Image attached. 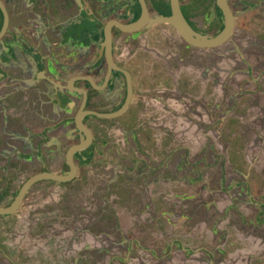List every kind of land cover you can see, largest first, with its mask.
Here are the masks:
<instances>
[{
	"label": "flooded vegetation",
	"instance_id": "obj_1",
	"mask_svg": "<svg viewBox=\"0 0 264 264\" xmlns=\"http://www.w3.org/2000/svg\"><path fill=\"white\" fill-rule=\"evenodd\" d=\"M0 2L7 15L0 33V208L10 207L32 176L67 174V150L83 146L72 155V180L32 182L16 210L0 215V264L173 263L170 247L157 255L154 240L140 239L155 234L162 210L149 170L171 171L173 164L172 152L159 158L155 148L161 153L168 138L184 135L212 138L214 154H231L229 163L237 155L235 174L248 163L238 160L242 151L247 167L260 169L258 180H218V189L216 180L198 181V191L185 194L195 201L182 204L189 218L197 216L191 229L221 234L219 242L237 247L245 227L264 243V0ZM175 8L183 35L172 21ZM3 25L0 13V31ZM78 113L88 141L75 126ZM230 137L244 144L226 145ZM97 149L106 155L104 168L122 170L115 180H95L99 190L92 192L94 184L76 178L78 165L88 163L82 153ZM131 169L133 179L144 180L140 195L124 177ZM206 184L212 190L205 203ZM117 212L137 223L130 235ZM89 239L110 242L92 248ZM245 249L252 257L253 247ZM204 257L212 261L211 253Z\"/></svg>",
	"mask_w": 264,
	"mask_h": 264
},
{
	"label": "rangeland",
	"instance_id": "obj_2",
	"mask_svg": "<svg viewBox=\"0 0 264 264\" xmlns=\"http://www.w3.org/2000/svg\"><path fill=\"white\" fill-rule=\"evenodd\" d=\"M64 109H66L64 107ZM67 120L69 121L70 117L69 115L66 116ZM66 121H63L61 119V122L59 123L60 125H65ZM66 127V126H64ZM62 127V128H64ZM61 133V132H60ZM159 138H154L153 140H156ZM164 138H162L163 140ZM170 139V140H169ZM212 139V138H211ZM207 140L206 142H201L199 138L193 137V136H176L172 138H168V141L166 142L167 148L162 149L161 153L157 151L155 148V154L159 155L160 157H168V155L171 154L172 152V167L171 171L168 169L162 168L161 170L157 169L156 173L154 174V169L149 170V173L151 174V178L155 180H172V186H171V194H172V199L178 204L174 203L172 205V210L169 213H173L177 210L178 213H184L181 211L180 207H182V203L184 202L182 199L186 197L187 192H194L196 193L198 191V188L200 187V180H210L209 183H212V180H216V184L214 187L218 189L217 182L218 180H222V183L224 180H251L257 178L259 179V175L257 174V171L254 169L253 166L249 165V160L247 159V153H244L243 151L240 152L239 150V159L238 160H246L248 163H243L239 165V169H237V173L232 170V168L237 167V164H240L239 161H235V158L237 155H233V163H229L231 160V154H223V152H219L217 155L214 154V142L212 140ZM226 139V145L234 144V145H242L240 141L241 137H230V138H225ZM60 141L65 143L62 138H60ZM164 141V140H163ZM157 143V142H156ZM66 145V144H64ZM242 147V146H241ZM207 151L208 154H207ZM147 154V153H146ZM234 154V153H233ZM83 156L87 158L88 163L87 164H79L78 165V176L76 180H83L81 181L82 183L85 184H94V182H97L95 180H115L117 176H121L120 172L122 169H108L104 168V163L106 161L105 159V153H103L102 150L97 149V151L91 152V150L84 151L82 153ZM148 155V154H147ZM215 155L218 156L217 160H215ZM226 155V157H225ZM229 155V156H228ZM154 156V154H153ZM210 156V157H209ZM220 156V157H219ZM155 157V156H154ZM89 158V159H88ZM220 158V164L218 163V159ZM152 162H158L157 158L156 159H151ZM218 163V164H217ZM231 164V165H230ZM220 165V166H219ZM64 169H54L56 174H58L60 171H63ZM166 170V172H164ZM129 172V175H125L124 177H129V180H138V179H133V169L131 170H126ZM226 171V174L225 172ZM114 173V175H112ZM163 173V174H162ZM234 173V174H233ZM248 177V179H247ZM199 181V182H198ZM144 180H140L139 183V189L142 186ZM183 183H191L193 185H189L191 188L188 190V186L186 189L185 184ZM183 184V185H182ZM80 183H78L77 186H79ZM208 185H201L203 188H205V191L208 189V191L212 190V184L209 186ZM76 184H73L69 187H74ZM62 187V186H61ZM143 187V186H142ZM192 187L194 190H192ZM159 189L160 186H157ZM227 185L224 186L222 184V187L219 188L221 189L222 192L226 191ZM69 189V188H68ZM67 189V191H68ZM228 190V189H227ZM204 191V192H205ZM179 194H182L179 196ZM190 198V197H189ZM191 199V198H190ZM190 201H193L192 199ZM76 203H82L81 200L75 201ZM76 209L83 210V207H78L75 205ZM218 217L216 215L210 216L209 220V225L211 226L215 222V218ZM183 219V218H182ZM176 216H172V222L173 226L177 225L178 223L176 222ZM180 220H178L179 222ZM181 224L185 225V222H182ZM176 237L174 236L172 238V241ZM107 250V249H105ZM71 258L67 263H60V264H73L71 263ZM48 264V263H46ZM77 264V263H76ZM78 264H82L81 261H78Z\"/></svg>",
	"mask_w": 264,
	"mask_h": 264
},
{
	"label": "crops",
	"instance_id": "obj_3",
	"mask_svg": "<svg viewBox=\"0 0 264 264\" xmlns=\"http://www.w3.org/2000/svg\"><path fill=\"white\" fill-rule=\"evenodd\" d=\"M255 170L257 172H260L259 168ZM205 181L207 182V180ZM139 183H140V180H132L131 182V187L133 191L136 192L137 195H140L141 194L140 191L143 189V187L142 189L141 187L139 189ZM122 184L124 185L125 182H122ZM154 184H155V187L152 193L156 194V198L158 199V202H160V205H161L160 207L162 208V210L159 214L156 213L155 218L157 220V223H156V228H155L156 230L155 234L150 237H146L141 234L139 237L143 236L140 240L145 241V242H153L154 240L155 244L157 245L156 247L157 255L162 254V253L164 254L167 248L170 247V250H172L170 252V257L174 253L172 256L173 263L171 264H198V262H202L203 264H245L246 258L248 259L251 258L250 259L251 264H261V258L264 254L263 252L264 243H262V241L255 240V238L251 236V234H250V237H248L246 234L250 232L249 230L246 231L245 227H242L240 231L241 233H238V239L241 242L240 245H238L237 247H234L232 244H230V242L228 244L224 240L219 242V240L222 237L221 234L217 233L214 236V232H212L213 233L212 234L211 232H208V230L202 233L200 232L201 229L199 231V227L196 230H192L190 225L192 224V222L197 221V216H191L189 218L188 215H186L185 213H180L179 216H177L176 218L177 219L176 222L178 224L173 226L172 216H174V214L169 213L172 210V204L170 203V201L167 200L168 198L169 199L172 198V194L170 191L171 186H172V180H155ZM98 185H99V182H94L93 187H90L92 188V192L99 190V188L97 189L95 187ZM157 186H160V188L158 189ZM205 192H207V195H208L206 196L207 198H205L206 200H204L206 203L207 201H209V193L208 191H205ZM190 196L191 195H186V197L183 198L182 200L186 202V200ZM191 199L195 201L196 196ZM75 201L77 200H74V202ZM84 207H87V205H84ZM180 209H182L181 211L183 212L185 211V207L183 205L182 207H180ZM90 211H92L91 213L94 217L101 218V215L97 214V210L92 209ZM116 214L114 213L113 216H116ZM118 218H120V221H121L120 223L123 226L124 235H127V234L130 235L131 228L129 226L137 224V223L133 224L134 222L132 219L133 217H130V215L127 213L126 214L118 213ZM145 218L146 216L140 220L141 225H143V223L145 222L144 221ZM178 220L180 221L178 222ZM182 222H185L186 224L183 225L181 224ZM219 232L222 233L223 231L219 230ZM179 233H181L182 235H184L183 233H186V235L185 237H183L182 235H179ZM174 236L176 237L175 238L176 240H174L173 242L172 238ZM104 242L107 243L110 241L107 239V241H104ZM104 242H100L99 240L89 239L87 242V246H92V248L97 247L101 249V248L107 247L106 246L107 244H105ZM115 243H117V241ZM246 246L253 247L252 254H251L252 257L249 256L250 254L246 253L247 252L245 251ZM259 250H260V253H262L261 255H259ZM188 251L189 253H187ZM235 252H236V255H234ZM205 253L206 254L211 253L212 255L211 262L209 261L206 262V259H205L206 257H204ZM217 255H220V256L218 257ZM221 256H223V258L222 260H219ZM253 257L254 258L257 257V260L254 259ZM32 264H34V262Z\"/></svg>",
	"mask_w": 264,
	"mask_h": 264
},
{
	"label": "water",
	"instance_id": "obj_4",
	"mask_svg": "<svg viewBox=\"0 0 264 264\" xmlns=\"http://www.w3.org/2000/svg\"><path fill=\"white\" fill-rule=\"evenodd\" d=\"M0 13H1V16L3 19V23H4L3 28L0 31V33L2 34L4 32V28L6 25L7 15H6V11H5L1 2H0ZM172 21L174 22V27L176 28V30L178 31V33L180 35H183L186 33V29L184 26L185 22L183 21L181 14L179 13L178 9H176V8L173 10ZM225 32L228 33V29H226ZM82 106H83V103L80 106V109L82 108ZM81 118H82L81 113H78L77 116L74 118V123H75L77 130L80 133L84 134L86 136V141H88L89 140V134L82 127V125L80 123ZM86 144H88V143H86ZM82 149H83V146H72L67 150L66 161H67V164L69 166V172L67 174L56 175V174H52V173H48V172H43V173L37 174L35 176H32L30 179H28L29 181L22 186V188H21L18 196L16 197L15 201L13 202V204L7 208H0V215H3V216L8 215V214L13 213L16 210V208L18 207V205L20 203V200H21L23 194L25 193V191L31 185L32 182H35L37 180H53L55 182H66V181L72 180L75 176V173H76V167L72 163V155L76 152H79ZM181 195L182 194H179V196H181ZM190 197L194 198L195 196L191 195Z\"/></svg>",
	"mask_w": 264,
	"mask_h": 264
}]
</instances>
